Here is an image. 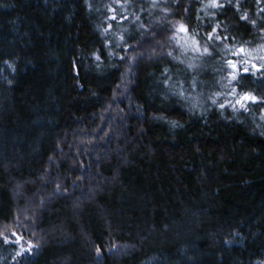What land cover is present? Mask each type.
<instances>
[{
	"label": "trees",
	"instance_id": "obj_1",
	"mask_svg": "<svg viewBox=\"0 0 264 264\" xmlns=\"http://www.w3.org/2000/svg\"><path fill=\"white\" fill-rule=\"evenodd\" d=\"M112 1L0 0V264H264V104L216 97L261 0Z\"/></svg>",
	"mask_w": 264,
	"mask_h": 264
},
{
	"label": "rangeland",
	"instance_id": "obj_2",
	"mask_svg": "<svg viewBox=\"0 0 264 264\" xmlns=\"http://www.w3.org/2000/svg\"><path fill=\"white\" fill-rule=\"evenodd\" d=\"M128 1L129 0L112 1L114 3V6H116L114 8L115 11H112L113 16H115L116 19L120 18L121 21L126 20V18L118 15L117 9L124 7V3H127ZM136 1L140 2L142 0H136ZM261 2L263 5L260 6V8H262V11L264 12V0H261ZM191 44L192 43L190 42L189 45H186L187 46L186 48L182 49L184 53H186V56H184V58L187 57L188 52L190 53L193 50H195V45H191ZM249 47H252L253 49ZM240 49H243V52H241ZM240 49H238L239 51L235 55V60L234 58H231L229 59L228 62H224L222 66L223 69L224 70H226V68L228 69L226 89H224L223 91H219L221 93H217L216 97L221 99L220 104L223 105V107L226 105V106H230L233 109L236 108L238 110H244L241 108L239 104H236V99L246 91H239L237 89L236 91H233V88L235 87L234 86L235 80H233V76H237V73L233 70L231 64H236L239 67V69L241 70L239 75L242 73L245 74L242 71L245 68L248 69V73L246 74L259 75L262 73L264 67V29L260 30L259 33L256 34L255 41L253 42V44H251V46H243ZM185 61L188 62L189 60H185ZM229 62H231V64ZM250 105L252 104H247V107ZM0 238H2L3 240L6 239L7 242H11L17 245L20 253H22L21 256L28 259L27 261L29 262L36 259L37 256L40 254L39 245L36 243V240L32 236H30V234H28L27 231H25V226L22 222H20L19 217L14 220L12 225L0 226Z\"/></svg>",
	"mask_w": 264,
	"mask_h": 264
},
{
	"label": "snow or ice",
	"instance_id": "obj_3",
	"mask_svg": "<svg viewBox=\"0 0 264 264\" xmlns=\"http://www.w3.org/2000/svg\"><path fill=\"white\" fill-rule=\"evenodd\" d=\"M212 7H223L224 5H221L218 3V0H212ZM112 11H115V9H111ZM111 19L115 20L116 17L112 16ZM241 19H247V16H242ZM180 32H184V33H188V29L186 26L184 25H180L177 29ZM209 39H213V37L210 35ZM217 39H221V37H217ZM223 39H226V37H223ZM193 44L195 45V50L196 51H200L201 49V44L198 40H195V38H193ZM241 52H243V49H240ZM202 55H212V52L209 50V48L207 46H203V51L201 53ZM169 55H171V53H169ZM97 60H99V56L96 57ZM231 64V62H229ZM233 70L237 73V76L240 73V69L236 64H231ZM189 67H191V65H189ZM255 67V66H254ZM245 74L248 73V69L245 68L242 70ZM259 71V69H258ZM237 76H233V80H237ZM193 85H195V81L193 80ZM233 91H236V88H233ZM181 95H183V93H180ZM215 103V101H213ZM247 102V103H245ZM256 103H260V104H264V99H258L256 96L250 94V93H243L242 95H240L237 99H236V104H239L241 106L242 109H244L245 111H247V104H256ZM223 107V105H221ZM57 188L59 189V185H57ZM15 235V234H14ZM5 243H7V240L5 239ZM97 252L99 254V249H97ZM22 253H17V255H21Z\"/></svg>",
	"mask_w": 264,
	"mask_h": 264
}]
</instances>
